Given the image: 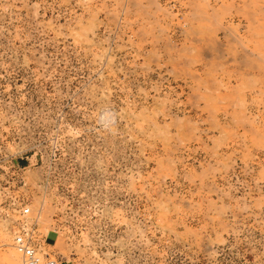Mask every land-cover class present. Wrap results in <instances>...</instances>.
<instances>
[{
	"label": "rangeland",
	"instance_id": "obj_1",
	"mask_svg": "<svg viewBox=\"0 0 264 264\" xmlns=\"http://www.w3.org/2000/svg\"><path fill=\"white\" fill-rule=\"evenodd\" d=\"M21 219L64 264H264V0H0L1 253Z\"/></svg>",
	"mask_w": 264,
	"mask_h": 264
},
{
	"label": "built area",
	"instance_id": "obj_2",
	"mask_svg": "<svg viewBox=\"0 0 264 264\" xmlns=\"http://www.w3.org/2000/svg\"><path fill=\"white\" fill-rule=\"evenodd\" d=\"M21 211V214L24 215L28 213V208L24 207ZM34 232L32 226L28 225L25 219H21L14 229L11 247L18 256V264H62L60 258H50L38 250ZM47 233L43 237L44 242H46ZM55 240L56 236L53 243Z\"/></svg>",
	"mask_w": 264,
	"mask_h": 264
},
{
	"label": "bare ground",
	"instance_id": "obj_3",
	"mask_svg": "<svg viewBox=\"0 0 264 264\" xmlns=\"http://www.w3.org/2000/svg\"><path fill=\"white\" fill-rule=\"evenodd\" d=\"M13 256H15V252L13 251V250H9L8 249V252H4V253H1L0 252V264L1 263H4V262H6V263H10V264H12V263H14V262H16V261H14L13 260ZM17 256V255H16ZM17 260V259H16ZM18 262V261H17ZM15 264V263H14Z\"/></svg>",
	"mask_w": 264,
	"mask_h": 264
},
{
	"label": "crops",
	"instance_id": "obj_4",
	"mask_svg": "<svg viewBox=\"0 0 264 264\" xmlns=\"http://www.w3.org/2000/svg\"><path fill=\"white\" fill-rule=\"evenodd\" d=\"M20 163H22V164H23V163H24V160H21V161H20ZM47 234H48V233H47ZM62 264H64V263H62Z\"/></svg>",
	"mask_w": 264,
	"mask_h": 264
}]
</instances>
